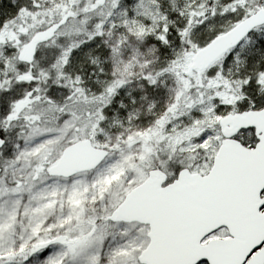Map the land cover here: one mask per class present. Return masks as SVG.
<instances>
[{
    "label": "snow or ice",
    "instance_id": "obj_1",
    "mask_svg": "<svg viewBox=\"0 0 264 264\" xmlns=\"http://www.w3.org/2000/svg\"><path fill=\"white\" fill-rule=\"evenodd\" d=\"M0 264H264V0H0Z\"/></svg>",
    "mask_w": 264,
    "mask_h": 264
}]
</instances>
